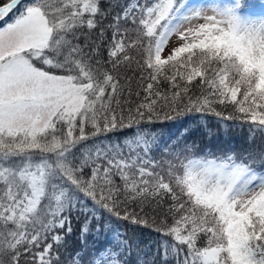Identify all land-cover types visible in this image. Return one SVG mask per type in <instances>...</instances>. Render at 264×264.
Wrapping results in <instances>:
<instances>
[{
    "label": "snow or ice",
    "instance_id": "obj_1",
    "mask_svg": "<svg viewBox=\"0 0 264 264\" xmlns=\"http://www.w3.org/2000/svg\"><path fill=\"white\" fill-rule=\"evenodd\" d=\"M0 264H264V0H0Z\"/></svg>",
    "mask_w": 264,
    "mask_h": 264
},
{
    "label": "trees",
    "instance_id": "obj_2",
    "mask_svg": "<svg viewBox=\"0 0 264 264\" xmlns=\"http://www.w3.org/2000/svg\"><path fill=\"white\" fill-rule=\"evenodd\" d=\"M251 2H258V0H251Z\"/></svg>",
    "mask_w": 264,
    "mask_h": 264
}]
</instances>
